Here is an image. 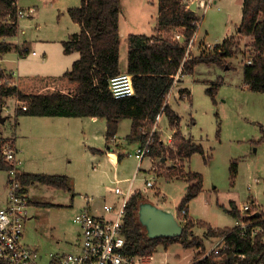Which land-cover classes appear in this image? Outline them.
I'll return each mask as SVG.
<instances>
[{
  "label": "rangeland",
  "instance_id": "1",
  "mask_svg": "<svg viewBox=\"0 0 264 264\" xmlns=\"http://www.w3.org/2000/svg\"><path fill=\"white\" fill-rule=\"evenodd\" d=\"M22 2L24 3L22 6L34 7L35 11L32 15L21 17L17 35L5 40L19 43L29 39L31 45L29 43L28 46L31 51L36 50L43 54V50H47L46 57L49 61L45 65L38 64L31 58L32 54L17 56L15 49L7 57L29 56L20 61V72L26 71L25 69L31 72L37 71L40 70L39 66L52 67L51 65L60 70L62 41L67 40L79 26L64 8V4L68 3H64V0H22ZM69 2L68 5L71 6L81 4V0H69ZM155 7L157 8V4L154 5L152 0H121V19L123 24L127 23L129 27L126 37L124 36L121 41L123 50L128 51L129 33H141L143 29L148 30L155 25L156 15L154 16L155 12H153ZM242 9L243 0H218L205 12L197 29L195 41L191 47H187L189 51L187 57L199 56L217 48L223 50L224 40L230 37L235 39L232 45L233 55L222 56L221 64L198 63L194 73L180 76L171 93L170 103L182 116L184 133L195 143L202 145L204 153H194L190 160L180 156L174 157L169 152L151 154L155 162L153 163L152 157L147 156L140 166L134 155L130 154L134 153L137 145L129 142L131 140L127 138L132 124V120L128 118H124L119 124L117 142L110 143L117 161H119L118 154L123 152L126 154L125 159L122 157L118 166L112 165L105 157L101 160L93 159V154L103 153L90 147L83 139L65 140L67 145L60 149L59 164H53L46 153L35 149L40 163H34V166L40 171L33 172H44L47 168H55L58 171L56 174L67 175L73 182L69 189H61L41 182L30 187L29 192L33 201L29 206V213L33 216L26 221L23 238L27 245L37 249L44 260H48L54 254L76 249L80 228L74 217L82 206L86 205L88 201L86 197L90 198L94 208L102 207L106 200L116 201L117 197L108 191L107 185L114 186L113 181L117 177L124 180L131 179L136 172H139L136 180L138 187H144L147 177H155L156 184L146 190L145 199L150 198L154 203H162L165 208L173 210L176 214L185 197L188 183L182 178H173V174L169 172L178 173L183 170L185 173L189 171L201 173L204 179L203 190L191 201L190 213L195 219L205 220L215 227H232L241 223L226 209L232 200L236 201L239 207L246 202L255 201L257 211H264V92L252 90L244 82V65L253 55V48L251 37L239 32ZM182 29L175 27L164 34L174 39L178 34L183 35ZM152 31L158 33V27ZM184 41L186 38L183 37L181 42ZM217 44L219 46L215 47ZM124 57L125 53H123ZM5 61H2V65L10 66V62L7 65ZM15 66L14 63L12 67ZM66 68L62 73L70 70L72 64ZM180 84L188 88L191 94L182 95L176 88ZM210 89L213 94L209 93ZM177 97L184 99L178 101ZM7 100L8 106L3 109L7 120L2 126V131L10 134L15 131L13 127L16 121L14 117L16 105L13 96L8 97ZM12 112L13 116L9 119V113ZM95 125L93 132L98 135L102 146L110 151L107 140L104 142L101 136L106 131L104 124ZM159 127L162 128L159 131L161 138L163 133L167 141L172 127L166 114L162 115ZM19 139L23 144L27 142L22 134L19 135ZM173 142L172 139L165 145L174 146ZM233 165L235 169L232 168ZM95 168L98 169L94 170ZM5 176L6 172L0 170L1 199L5 197L3 186ZM160 189L161 192H158ZM195 219L194 221H197ZM201 227L203 226L196 224L192 228L193 235H190V239H202L205 247L194 245L184 247L180 242H174L175 244L172 243L170 247L159 245L157 251L150 257L136 256L135 264H187L194 261L197 256L203 258L205 255L219 251L224 246L223 238L214 236L216 239L204 241L203 230L206 227ZM215 259L221 264V256L217 255Z\"/></svg>",
  "mask_w": 264,
  "mask_h": 264
},
{
  "label": "trees",
  "instance_id": "2",
  "mask_svg": "<svg viewBox=\"0 0 264 264\" xmlns=\"http://www.w3.org/2000/svg\"><path fill=\"white\" fill-rule=\"evenodd\" d=\"M120 4L121 0H81L79 6L68 9L80 28L63 42L66 54L73 51L80 53L70 70L62 74L19 75L17 83L13 85L8 83L13 76L0 66V108L6 104L9 96L15 95L18 98L16 122L22 115L105 117L108 149L111 148V138L118 132L120 121L130 118L131 131L127 138L145 144L151 135L150 155L169 152L174 157L189 158L194 153H204L202 145L184 136L180 128L181 117L169 103L164 105L165 98L181 66L184 75L194 73L200 62L221 64L222 56L233 55L234 37L224 40L223 50L217 48L188 58L187 47L197 28L196 13L186 9L180 0H158V33H132L128 37L126 71L132 74L136 95L117 98L110 89V78L122 72ZM18 7V0H0V53L10 52L16 46L20 56H25L28 52L24 50L26 44L21 47L5 40L18 33ZM175 27L183 28L186 41L181 42L164 34ZM239 28L240 34L251 37L253 48L251 62L244 65V82L250 89L264 92V0H243ZM5 76L7 80H4ZM183 90L182 95L190 93L188 89ZM209 93L213 94V91L210 89ZM162 110L174 129V146L165 145L159 131H149ZM10 138L5 137L0 128V170L10 167L1 150L3 142ZM232 168L235 169V165ZM169 174L185 178L188 182L187 193L177 213L178 219H186L182 234L150 238L138 217L139 204L146 199L140 190H135L125 205V251L131 255L149 257L159 245L168 247L174 242H180L184 247H205L202 239H190L192 228L197 224L206 227L207 236L223 238L224 246L203 258L197 256L190 264H218L215 259L217 255L222 257L221 264H264V211H257V202H253V210L246 215L241 213L233 200L226 208L240 222L261 225L263 229L254 236L251 225L247 227L246 234L242 233L240 224L216 228L203 220L194 221L188 212H182L183 209L187 211L188 203L203 190V175L195 171L185 173L183 170ZM21 179L25 185L41 182L61 189L70 188L67 175L62 174L22 172ZM257 212L260 214L256 215Z\"/></svg>",
  "mask_w": 264,
  "mask_h": 264
},
{
  "label": "built area",
  "instance_id": "3",
  "mask_svg": "<svg viewBox=\"0 0 264 264\" xmlns=\"http://www.w3.org/2000/svg\"><path fill=\"white\" fill-rule=\"evenodd\" d=\"M218 0H180L181 4L186 9H191L196 13L197 28L194 35L189 41V47L197 37L198 30L205 12ZM195 5V8H192ZM33 7L23 8L18 7V19L23 16H29L34 13ZM201 12L202 14H200ZM184 36L178 34L176 40L182 41ZM28 51L26 55H36L37 51H31L29 46L24 47ZM189 51L187 50L186 56ZM25 55V56H26ZM251 60L248 59L247 63ZM183 74L182 66L174 76V83L171 90L166 95L165 103L170 102L171 93L175 88L177 80ZM12 75V74H11ZM13 76V80L8 81L9 84H16L17 78ZM4 80H7L6 76ZM110 89L113 95L117 98L135 96L136 90L133 83L132 74L127 71H122L110 78ZM164 111L162 110L157 117L151 133L156 131L157 125L160 123ZM152 136L148 137L143 146L137 151L139 162L145 155L150 153V143ZM117 137L111 138V143H114ZM2 154L5 161L10 164V167L4 169L6 176L4 179L5 197L0 198V264H135V255L125 251L126 236L123 232V218L125 216V205L134 192L133 183L135 177L132 178L129 185L123 188L119 185L113 190L121 195V201L118 206L111 203H105L103 210L105 215L95 213L89 207H84L74 217V221L79 225L80 237L79 243L75 250L66 251L54 254L48 260H44L43 256L38 254L36 248L27 245L24 242V227L26 221L33 215L29 213L31 205V196L27 185L22 182L20 165L22 160L18 157V149L15 144V139L12 137L3 142ZM155 177H147V185L155 186ZM239 210L243 215H246L253 210V202H246ZM183 214L187 211L183 209ZM177 215V214H176ZM180 222L186 221L185 218L179 219ZM182 223V224H184ZM242 233L246 234L248 226H252V235L254 236L263 228L261 225H253L252 223L242 221Z\"/></svg>",
  "mask_w": 264,
  "mask_h": 264
},
{
  "label": "crops",
  "instance_id": "4",
  "mask_svg": "<svg viewBox=\"0 0 264 264\" xmlns=\"http://www.w3.org/2000/svg\"><path fill=\"white\" fill-rule=\"evenodd\" d=\"M148 1H150V0H148ZM152 2H153L154 5L157 4V8L156 7L153 8V12H155L154 16L156 15V17H155V25L153 26L155 28V27H157V19H158V14H159V5H158V0L157 1L156 0H152ZM64 3L70 4L69 0H64ZM23 4L24 3L22 2V0H18V5L23 7V8H25V6H22ZM68 4H66V5L64 4V8H65L66 12H68V9L70 7H73V6L68 5ZM147 8H149V7H147ZM151 16H153V15L151 14ZM37 27L39 28L40 26H37ZM153 27L151 29H148V30H144L143 29L141 33H146V34H149V35L153 34L152 33L153 32L152 29H154ZM119 28H120V35H121V41H122L123 37L124 36L126 37L129 27H128L127 23L123 24V21L121 19V15H120V21H119ZM79 29L80 28L78 26V29L75 32L79 31ZM75 32H73V33H75ZM71 34H70V36H71ZM130 34H132V33H129V35ZM10 41L14 42L13 40H10ZM64 41H62V46H61V49H60V70H57L59 68L53 67V65H51L52 67H50V66L49 67H40L39 66L40 68L38 67V69H40V70H37V71H32L31 72V71L25 69L26 71L20 72V70H21L20 61L22 59H24V58H28L29 56L28 57H19V58L18 57L8 58L7 56L10 53H12L11 51L7 52V53H0V61H1L0 66L2 68H4L6 72H8V73H10L12 75L14 74L15 77H18L19 75H24V74H61L64 71V69H67L66 67H68V65L73 64V62L80 57L79 51H73V52H71L69 54H66L64 52V44H63ZM29 43H30L29 39H26V41H23V42L19 41V43H14V44H18V45L26 44V45H29ZM30 45H31V43H30ZM13 49H15V51H17V47L16 46H14ZM43 51H44L43 54L37 51L36 55H33V56L30 55V56H32L31 58H33L34 62H37L38 64H41V65H45V64L48 63L49 60H47V57H46L47 50H43ZM18 53H19V51H17V56H20V54H18ZM123 53H125V57L124 58H123ZM17 58H18V60L16 61ZM127 59H128V51L125 50V49L123 50L122 47H121V50H120V66H121L122 71H126ZM3 60L4 61L6 60L5 62H6L7 65H8V62H10V66L4 67L2 65V61ZM14 63L16 64V66L12 67V65ZM181 81H184V80L181 79ZM176 88H177V90L180 93L182 92L183 89H188V88L182 87V84L177 85ZM183 92H184V90H183ZM190 94H191V91H190ZM12 96L15 98V105L17 106L18 98L15 95H12ZM9 97H11V96H9ZM177 98H179V97H177ZM7 99H6V103H8ZM181 99H184V98H179L178 101H180ZM169 105L175 110V108L172 106V104L170 102H169ZM7 106L8 105L5 104L2 108L6 109ZM16 106H15V108H16ZM176 113L181 117L180 128L183 131V128H182V116L177 111H176ZM9 114H10V118L9 119H11L12 116H13V112L9 113ZM14 114H15V111H14ZM2 115L6 116V115L3 114V111H2ZM14 117H15V115H14ZM128 119H130V118H128ZM6 120H7V118H6ZM6 120L4 122L0 123L1 124V129H3L2 126L4 125ZM161 120H162V118H161ZM99 123H103L104 124V128L107 131V120H106L105 117L22 115V116H20L18 118L17 122L15 121V125L13 127L15 129V131H13V133H10V134H6L3 131L4 132L3 135L6 136V137H15V144H16V147L18 149V157L22 160V163L20 165V170L23 173L56 174L58 171L55 168H53V169L47 168L46 170H44V172H33V171H40V170H37V168L34 166V163H36V164L40 163L39 158L36 156V153H35L36 150L35 149L36 148L39 149V151L41 153H46L47 156L50 159V162H52L53 164H59L60 163V151H61L60 149L61 148H65V146L67 145V142L65 140L68 139V138H76L77 140H82L83 139V141L89 143L90 147H93L94 149L100 151V153H103V154H93L92 155L93 159L101 160L103 157H105V158H107L109 160V162L112 165L118 166L120 161H121V159H122V157L124 158V156L126 154L124 152L120 153V155L118 154L119 161H117L116 157L113 156V154L115 153L114 149L111 148L110 151H109L104 146H102L101 141L98 139V135L93 132V130L95 129V126H96L95 124H99ZM161 130H162V128L159 127V124H158L157 127H156V131H161ZM106 131H105V133L103 135H101L104 142L107 140L106 139ZM173 133H174V129L172 128L171 134L169 135V138L167 139V141H165V138L163 137V133H162V138H161L162 141L164 143H166V142L170 143L171 140H172ZM20 134H22L23 138L27 139V142L25 144H23V142L19 139V135ZM183 134H184V136L186 138H189L184 133V131H183ZM29 140H31V141H29ZM28 141H29V143H28ZM115 142H117V140ZM129 142H131V143L133 142V143H135L137 145L135 150H134V153H130V154H133L134 157L136 158V160L139 162L138 156H137V151H138V149L141 146H143V144L140 141H129ZM115 145H118V144H115ZM147 156L152 157L153 163L155 162V158H153V156L148 154V155H145L143 157V159L139 162L140 166L142 165L141 163L144 161L145 157H147ZM182 158H185V157H182ZM190 158L191 157H189V160H190ZM97 169L98 168H95L94 170H97ZM138 174H139V172H136L135 175H134L135 179H134V183H133V189H134V191L135 190H140L145 196V192H147L146 190L148 188H151V187L147 185V178H146V184H144V187L136 186V180H137ZM67 177H69V176H67ZM172 177L173 178H178V179L182 178V177H179V176H172ZM182 179L186 180L185 178H182ZM131 180H132V178L131 179L127 178L126 180H124V179H121V178L117 177L113 181V183H115L114 186L113 185H107L108 191L113 193V194H115V196L117 198H116V201H107L106 200L105 203H111V204H114L115 206H118L120 204V201H121V195L117 194L113 190V188L115 186H117V185H119V186H121L123 188H126L129 185ZM124 182H126V183L122 184ZM186 182H187V180H186ZM36 183L37 182L27 185L28 191L30 190V187L33 186ZM69 184H70V188H71L73 182H72V180L70 178H69ZM187 186H186V193H187ZM152 187H154V186H152ZM158 192H161V189ZM148 199L150 201H152L150 198H148ZM86 200H88V201H87L86 205L82 206V208L89 207L90 209L94 210L95 213H97L99 215H105L106 214L104 212V210H103V206L94 208L91 205L90 198L88 199V197H86ZM32 201L33 200L31 198V202L30 203H32ZM191 201L188 203L187 212H188L189 216L193 217L191 215V213H190V203H191ZM152 202H154V201H152ZM155 204L159 205L160 207L165 208L162 205V203H158V202L156 203L155 202ZM236 204L238 205L237 202H236ZM236 219L239 221L238 218H236ZM195 220H199V219H195ZM209 224H211V223H209ZM236 225H239V224H235L234 226H236ZM213 227H215V226H213ZM227 227H229V226H227ZM201 228H203V227H201ZM216 228H223V227H216ZM203 239H204V241L208 242L211 239L213 240V239H216V238L214 236H207L206 235V228H204V230H203ZM173 244H175V243H173ZM173 244H171V245H173ZM187 264H190V263H187Z\"/></svg>",
  "mask_w": 264,
  "mask_h": 264
},
{
  "label": "water",
  "instance_id": "5",
  "mask_svg": "<svg viewBox=\"0 0 264 264\" xmlns=\"http://www.w3.org/2000/svg\"><path fill=\"white\" fill-rule=\"evenodd\" d=\"M192 8L194 9L195 5H192ZM2 111L3 108H0V123L7 118L2 115ZM138 217L150 238L174 237L183 232L184 225L173 210L160 207L147 199L140 202Z\"/></svg>",
  "mask_w": 264,
  "mask_h": 264
}]
</instances>
